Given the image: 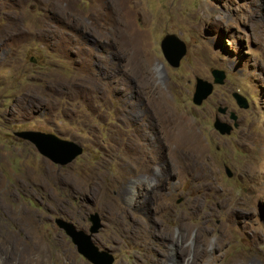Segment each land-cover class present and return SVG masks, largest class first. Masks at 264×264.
I'll list each match as a JSON object with an SVG mask.
<instances>
[{"label":"rangeland","instance_id":"374dc122","mask_svg":"<svg viewBox=\"0 0 264 264\" xmlns=\"http://www.w3.org/2000/svg\"><path fill=\"white\" fill-rule=\"evenodd\" d=\"M25 130L82 153L56 166ZM93 213L112 264H264V0H0V264H91L54 220Z\"/></svg>","mask_w":264,"mask_h":264},{"label":"water","instance_id":"95a60500","mask_svg":"<svg viewBox=\"0 0 264 264\" xmlns=\"http://www.w3.org/2000/svg\"><path fill=\"white\" fill-rule=\"evenodd\" d=\"M159 49L164 61L171 68H177L180 59L185 54V46L175 35L166 34L159 42ZM212 84L221 85L224 80V74L220 70L212 69L210 71ZM212 84L201 79H194V90L191 96V103L199 106L212 91ZM230 97L239 109H247V101L236 92H232ZM227 115L228 121H223L219 116ZM212 129L217 135L228 136L233 129L237 127V116L228 111L225 106H218L215 109V115L212 120ZM13 136L29 143L35 151L50 163L62 167L75 160L82 153V147L72 141L63 140L50 133L38 131H16ZM226 177H231V172L227 167H223ZM181 199H177V203ZM89 223L88 234L81 230H76L70 223L55 219V226L60 229L74 245L76 252L91 264H112V257L93 245L91 235L96 234L101 228L100 219L96 213L89 214L87 217Z\"/></svg>","mask_w":264,"mask_h":264},{"label":"bare ground","instance_id":"6f19581e","mask_svg":"<svg viewBox=\"0 0 264 264\" xmlns=\"http://www.w3.org/2000/svg\"><path fill=\"white\" fill-rule=\"evenodd\" d=\"M180 142H181V145L185 144V140L181 139Z\"/></svg>","mask_w":264,"mask_h":264},{"label":"flooded vegetation","instance_id":"af4514ba","mask_svg":"<svg viewBox=\"0 0 264 264\" xmlns=\"http://www.w3.org/2000/svg\"><path fill=\"white\" fill-rule=\"evenodd\" d=\"M160 176L162 177V174L161 173H159L158 177H160Z\"/></svg>","mask_w":264,"mask_h":264}]
</instances>
